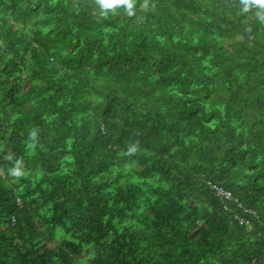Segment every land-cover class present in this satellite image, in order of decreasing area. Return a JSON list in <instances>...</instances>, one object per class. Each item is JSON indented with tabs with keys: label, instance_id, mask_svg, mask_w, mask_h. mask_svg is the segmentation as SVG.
<instances>
[{
	"label": "trees",
	"instance_id": "trees-1",
	"mask_svg": "<svg viewBox=\"0 0 264 264\" xmlns=\"http://www.w3.org/2000/svg\"><path fill=\"white\" fill-rule=\"evenodd\" d=\"M249 1L0 0V264H264Z\"/></svg>",
	"mask_w": 264,
	"mask_h": 264
},
{
	"label": "clouds",
	"instance_id": "clouds-1",
	"mask_svg": "<svg viewBox=\"0 0 264 264\" xmlns=\"http://www.w3.org/2000/svg\"><path fill=\"white\" fill-rule=\"evenodd\" d=\"M256 1L259 2V3L264 4V0H255V1L247 2L246 6L249 7V8L257 7V6H252ZM133 3H134V0H99L100 7H101V9L104 10L102 12V15H107L108 14V12H107L108 9H113L114 10L115 8H117L118 6H120L122 4L126 5V8L128 9L129 14L131 15L133 13ZM262 4H260V5H262ZM260 5H258V6H260ZM144 6L146 7L147 5H144ZM262 6H264V5H262ZM32 135L35 136V132H33ZM134 151H136L135 146H133V147H131L129 149V152H134ZM17 164L19 165L20 162L17 161ZM11 173L14 176L23 175V171H22V169L19 166L13 167L11 169Z\"/></svg>",
	"mask_w": 264,
	"mask_h": 264
},
{
	"label": "built area",
	"instance_id": "built-area-1",
	"mask_svg": "<svg viewBox=\"0 0 264 264\" xmlns=\"http://www.w3.org/2000/svg\"><path fill=\"white\" fill-rule=\"evenodd\" d=\"M262 3H259V2H255L252 6H258ZM264 5V4H262ZM209 184H210V187L214 190V192L219 195L221 198L223 199H226V200H230V199H233L234 196L233 194L231 193L230 190L226 189L224 186L222 185H219V184H215L211 181H209ZM236 199V198H235ZM248 211H251V210H248ZM241 222H245L248 224V221L247 220H244V219H240Z\"/></svg>",
	"mask_w": 264,
	"mask_h": 264
},
{
	"label": "rangeland",
	"instance_id": "rangeland-1",
	"mask_svg": "<svg viewBox=\"0 0 264 264\" xmlns=\"http://www.w3.org/2000/svg\"><path fill=\"white\" fill-rule=\"evenodd\" d=\"M55 245H56V243L52 242V243H51V244H49L48 246H49L50 248H54V247H55Z\"/></svg>",
	"mask_w": 264,
	"mask_h": 264
}]
</instances>
